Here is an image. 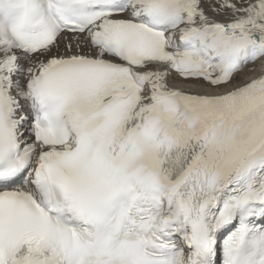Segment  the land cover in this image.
Instances as JSON below:
<instances>
[{
  "label": "snow or ice",
  "instance_id": "1",
  "mask_svg": "<svg viewBox=\"0 0 264 264\" xmlns=\"http://www.w3.org/2000/svg\"><path fill=\"white\" fill-rule=\"evenodd\" d=\"M0 264H264V0H0Z\"/></svg>",
  "mask_w": 264,
  "mask_h": 264
}]
</instances>
